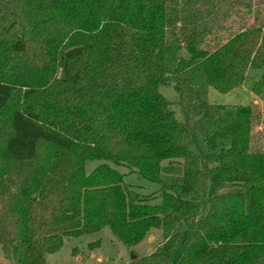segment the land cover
I'll return each mask as SVG.
<instances>
[{"label":"trees","instance_id":"obj_1","mask_svg":"<svg viewBox=\"0 0 264 264\" xmlns=\"http://www.w3.org/2000/svg\"><path fill=\"white\" fill-rule=\"evenodd\" d=\"M263 66L264 0H0V113L21 101L0 142L4 259L46 264L108 228L128 248L161 231L126 264H264V105L227 119L207 99L246 82L264 99Z\"/></svg>","mask_w":264,"mask_h":264},{"label":"rangeland","instance_id":"obj_2","mask_svg":"<svg viewBox=\"0 0 264 264\" xmlns=\"http://www.w3.org/2000/svg\"><path fill=\"white\" fill-rule=\"evenodd\" d=\"M263 73L264 66L259 71V74ZM158 91L165 99L171 102V109L174 112L175 118L178 121H183V113L177 104V94L173 87L171 85L160 86ZM207 99L210 104L221 106L220 115L227 119H234L236 106H246L250 102L259 105L260 108L264 105V99L255 98L252 95L249 82L225 94L209 89ZM20 104V99L14 97L7 109L0 113V142L5 132L6 124L4 121L7 115ZM262 129L263 127L260 125L255 131L260 132ZM96 165V162H86L84 165L85 173L88 174ZM118 170L125 175V183L135 188L137 192L147 194L155 189L154 185L130 173L127 169L119 168ZM182 233H184V229H182ZM95 241H99V246H95V248L89 250L88 244ZM161 243V231L152 230L138 245L128 248L115 239L108 228H103L97 233L83 235L78 238H65L60 250L46 257V264H126L131 261L132 256L140 258L150 255ZM176 254L177 252H175V256ZM0 264H11L8 260L4 259L1 249Z\"/></svg>","mask_w":264,"mask_h":264},{"label":"water","instance_id":"obj_3","mask_svg":"<svg viewBox=\"0 0 264 264\" xmlns=\"http://www.w3.org/2000/svg\"><path fill=\"white\" fill-rule=\"evenodd\" d=\"M134 258H135V256H132V257H131V260H134Z\"/></svg>","mask_w":264,"mask_h":264}]
</instances>
